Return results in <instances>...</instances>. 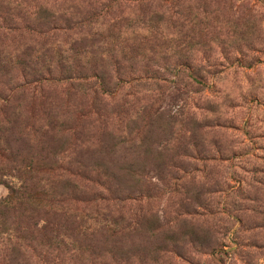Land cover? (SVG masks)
<instances>
[{
	"label": "rangeland",
	"instance_id": "rangeland-1",
	"mask_svg": "<svg viewBox=\"0 0 264 264\" xmlns=\"http://www.w3.org/2000/svg\"><path fill=\"white\" fill-rule=\"evenodd\" d=\"M0 264H264V0H0Z\"/></svg>",
	"mask_w": 264,
	"mask_h": 264
}]
</instances>
